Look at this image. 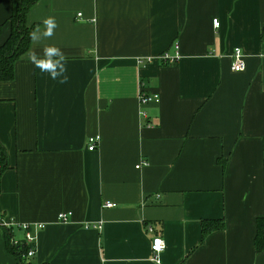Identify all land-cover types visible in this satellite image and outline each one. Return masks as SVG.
<instances>
[{
  "label": "crops",
  "instance_id": "1",
  "mask_svg": "<svg viewBox=\"0 0 264 264\" xmlns=\"http://www.w3.org/2000/svg\"><path fill=\"white\" fill-rule=\"evenodd\" d=\"M14 4L0 0V44ZM49 16L55 34L0 80V221L18 242L30 224V263L156 264L149 223L159 264H264V0H38L26 22ZM45 45L65 53L67 84L27 59ZM175 45V64L157 58ZM141 90L158 101L141 105ZM202 220L224 226L202 239ZM0 264H17L1 226Z\"/></svg>",
  "mask_w": 264,
  "mask_h": 264
},
{
  "label": "trees",
  "instance_id": "2",
  "mask_svg": "<svg viewBox=\"0 0 264 264\" xmlns=\"http://www.w3.org/2000/svg\"><path fill=\"white\" fill-rule=\"evenodd\" d=\"M38 0H15L12 15L9 18L8 25L10 32L6 40L0 44V80H11L14 76V63L29 47V33L34 29L35 25H27L26 16L31 8ZM2 25H0V33ZM7 168V158L4 148L0 144V177L2 172ZM2 221H0L1 223ZM224 223L222 220H202L201 235L202 239L210 231L222 229ZM7 233L8 249L16 256L17 264H31L29 259L21 257V253H26L28 245L23 242L13 244L8 234L9 229L1 224ZM254 244L257 251L264 250V219L257 220V229L254 238Z\"/></svg>",
  "mask_w": 264,
  "mask_h": 264
},
{
  "label": "built area",
  "instance_id": "3",
  "mask_svg": "<svg viewBox=\"0 0 264 264\" xmlns=\"http://www.w3.org/2000/svg\"><path fill=\"white\" fill-rule=\"evenodd\" d=\"M81 14L78 13L77 16H80ZM213 25L217 27L219 25V22L217 19L213 20ZM174 52L173 54H170L168 52H163L160 54L157 58L167 64V65H173L177 62L179 59V51L177 45L174 46ZM153 58L148 57L146 60L151 61ZM231 68L233 71H242L245 68V61H244V55L242 53V50L239 47H235L232 52V63ZM158 101V95L157 94H146L143 90H141L139 95V102L141 105H146L150 102H157ZM100 141L99 135L89 136L87 138V148L90 151H93L97 148ZM141 165H146V160H141ZM139 166V165H138ZM137 166V167H138ZM115 206L113 202H105L103 204V207L110 208ZM71 216V212H60L57 214V218L61 222H66L68 220V217ZM4 226L10 227L14 224H4L3 222L0 223ZM19 228H21L24 231L23 242L24 245H28L26 253H21V257H24L25 259H30L35 255L36 252V246H35V235L31 231V226L28 223H22L18 225ZM43 224H37L36 228L41 229L43 228ZM88 227L91 228H101V222L98 223H92L88 224ZM145 230L151 234V244H150V259L155 262L156 264H159L160 259L159 256L161 252L165 249V242L162 238L161 232L155 228L153 224L146 223L145 224ZM14 245L18 243V241L12 240L11 241Z\"/></svg>",
  "mask_w": 264,
  "mask_h": 264
},
{
  "label": "clouds",
  "instance_id": "4",
  "mask_svg": "<svg viewBox=\"0 0 264 264\" xmlns=\"http://www.w3.org/2000/svg\"><path fill=\"white\" fill-rule=\"evenodd\" d=\"M43 28L37 26L29 33V38L33 44H39L43 40L50 39L58 27L55 17L49 16L42 21ZM27 59L40 70L47 73L52 80H57L60 84H67L69 77L66 64L65 53L55 45H45L42 54L35 50L27 52Z\"/></svg>",
  "mask_w": 264,
  "mask_h": 264
}]
</instances>
